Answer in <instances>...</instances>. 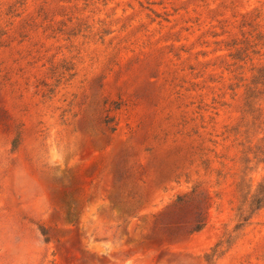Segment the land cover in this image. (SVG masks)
Segmentation results:
<instances>
[{
    "label": "rangeland",
    "instance_id": "1",
    "mask_svg": "<svg viewBox=\"0 0 264 264\" xmlns=\"http://www.w3.org/2000/svg\"><path fill=\"white\" fill-rule=\"evenodd\" d=\"M262 67L264 0H0V264H264Z\"/></svg>",
    "mask_w": 264,
    "mask_h": 264
},
{
    "label": "trees",
    "instance_id": "2",
    "mask_svg": "<svg viewBox=\"0 0 264 264\" xmlns=\"http://www.w3.org/2000/svg\"><path fill=\"white\" fill-rule=\"evenodd\" d=\"M264 72V67L261 68ZM261 84L264 86V80L261 82ZM257 90L256 86H252L251 90L249 89L247 93V107L249 111L254 108V101L255 98L253 97L252 91ZM244 121V119H243ZM240 125L235 128V140L240 139ZM238 129V130H236ZM239 144L241 145V142L239 141ZM262 149V153H264V145H261L259 147ZM254 177L250 176L248 178L247 172H244L241 176L240 180L237 183V188L241 196H243V204L238 207L239 210V219L240 221H247L249 218H246V212L248 211V208H246V203L248 201V197L251 198V203L249 205V209L252 208V210L255 209H261L263 207L262 203L264 202V179L258 184L257 188L254 189ZM186 202H189L190 204H194L196 202V212H194V223L191 229V232H198L204 226L206 225L207 221V213L209 208L213 204V199L209 195L208 192L202 190L199 186H194L191 191L179 195L177 199L174 201L173 206L171 207H178ZM223 247L222 241L217 243V245L212 248V253L206 254L207 256V264H211L212 258L221 251Z\"/></svg>",
    "mask_w": 264,
    "mask_h": 264
}]
</instances>
